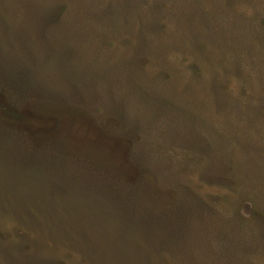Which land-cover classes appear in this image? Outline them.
I'll return each instance as SVG.
<instances>
[{"label": "rangeland", "instance_id": "rangeland-1", "mask_svg": "<svg viewBox=\"0 0 264 264\" xmlns=\"http://www.w3.org/2000/svg\"><path fill=\"white\" fill-rule=\"evenodd\" d=\"M0 264H264V0H0Z\"/></svg>", "mask_w": 264, "mask_h": 264}, {"label": "trees", "instance_id": "trees-1", "mask_svg": "<svg viewBox=\"0 0 264 264\" xmlns=\"http://www.w3.org/2000/svg\"><path fill=\"white\" fill-rule=\"evenodd\" d=\"M61 8H63V6Z\"/></svg>", "mask_w": 264, "mask_h": 264}]
</instances>
